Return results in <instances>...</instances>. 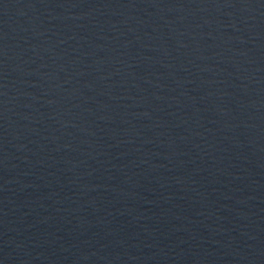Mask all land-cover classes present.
Instances as JSON below:
<instances>
[{
    "label": "water",
    "instance_id": "95a60500",
    "mask_svg": "<svg viewBox=\"0 0 264 264\" xmlns=\"http://www.w3.org/2000/svg\"><path fill=\"white\" fill-rule=\"evenodd\" d=\"M0 264H264V0H0Z\"/></svg>",
    "mask_w": 264,
    "mask_h": 264
}]
</instances>
